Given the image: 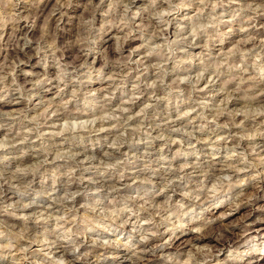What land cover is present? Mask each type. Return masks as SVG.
Masks as SVG:
<instances>
[{
  "label": "clouds",
  "instance_id": "obj_1",
  "mask_svg": "<svg viewBox=\"0 0 264 264\" xmlns=\"http://www.w3.org/2000/svg\"><path fill=\"white\" fill-rule=\"evenodd\" d=\"M0 264H264V0H0Z\"/></svg>",
  "mask_w": 264,
  "mask_h": 264
}]
</instances>
